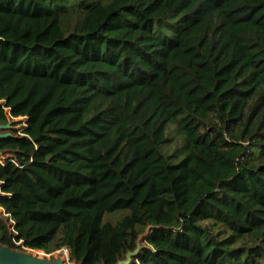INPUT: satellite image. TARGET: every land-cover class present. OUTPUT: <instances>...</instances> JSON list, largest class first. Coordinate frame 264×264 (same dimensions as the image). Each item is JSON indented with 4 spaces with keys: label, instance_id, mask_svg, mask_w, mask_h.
Returning <instances> with one entry per match:
<instances>
[{
    "label": "trees",
    "instance_id": "16d2710c",
    "mask_svg": "<svg viewBox=\"0 0 264 264\" xmlns=\"http://www.w3.org/2000/svg\"><path fill=\"white\" fill-rule=\"evenodd\" d=\"M9 115L3 243L264 264V0H0Z\"/></svg>",
    "mask_w": 264,
    "mask_h": 264
},
{
    "label": "water",
    "instance_id": "95a60500",
    "mask_svg": "<svg viewBox=\"0 0 264 264\" xmlns=\"http://www.w3.org/2000/svg\"><path fill=\"white\" fill-rule=\"evenodd\" d=\"M17 119H13L12 116H8L5 122H0V141L15 136V133L12 131V128L16 126L13 125ZM8 153L7 157H4L3 154ZM0 156L7 159L11 156L9 150H2L0 148ZM5 211L0 209V218L4 221H7V218L4 216ZM149 228L142 233L136 243V248L129 250L126 253L124 258H119L116 264H131L134 257L139 254L143 249V238L148 234ZM69 253V259H70ZM0 264H71L67 262L62 256L49 257L46 255L39 254L38 252L29 251L26 249H20L11 247L8 244H5L0 239ZM72 264H84L83 261L74 260Z\"/></svg>",
    "mask_w": 264,
    "mask_h": 264
},
{
    "label": "rangeland",
    "instance_id": "374dc122",
    "mask_svg": "<svg viewBox=\"0 0 264 264\" xmlns=\"http://www.w3.org/2000/svg\"><path fill=\"white\" fill-rule=\"evenodd\" d=\"M13 118V117H12ZM13 119H17L15 121V123L13 125H15L16 127L15 128H12V131L14 132L15 129H19L20 131L22 130V128L24 127V123L26 121V118L25 117H16V118H13ZM9 154L8 153H4L3 156L4 157H7ZM4 157H1L0 156V160L2 162H4L6 159H3ZM1 210H3L1 207H0ZM6 217V215H4ZM118 218V214H107V217L106 219H109V220H116ZM26 250H29V251H33V252H38V249H30V248H25ZM40 253L39 254H42V255H46V256H49V257H57V256H62L67 262L69 263H73V261H71L69 259V253H70V250L68 248H62V249H59V250H56L54 252H51V253H48V252H45L43 250L40 249Z\"/></svg>",
    "mask_w": 264,
    "mask_h": 264
},
{
    "label": "bare ground",
    "instance_id": "6f19581e",
    "mask_svg": "<svg viewBox=\"0 0 264 264\" xmlns=\"http://www.w3.org/2000/svg\"><path fill=\"white\" fill-rule=\"evenodd\" d=\"M38 252H39V253L41 252L40 249H38Z\"/></svg>",
    "mask_w": 264,
    "mask_h": 264
},
{
    "label": "built area",
    "instance_id": "2783aa9c",
    "mask_svg": "<svg viewBox=\"0 0 264 264\" xmlns=\"http://www.w3.org/2000/svg\"><path fill=\"white\" fill-rule=\"evenodd\" d=\"M0 162H2V161L0 160Z\"/></svg>",
    "mask_w": 264,
    "mask_h": 264
}]
</instances>
